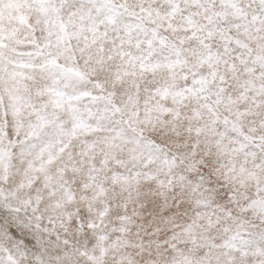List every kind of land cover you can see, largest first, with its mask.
Wrapping results in <instances>:
<instances>
[{
    "label": "snow or ice",
    "instance_id": "obj_1",
    "mask_svg": "<svg viewBox=\"0 0 264 264\" xmlns=\"http://www.w3.org/2000/svg\"><path fill=\"white\" fill-rule=\"evenodd\" d=\"M0 264H264V0H0Z\"/></svg>",
    "mask_w": 264,
    "mask_h": 264
}]
</instances>
